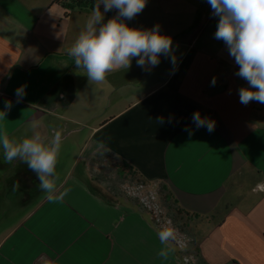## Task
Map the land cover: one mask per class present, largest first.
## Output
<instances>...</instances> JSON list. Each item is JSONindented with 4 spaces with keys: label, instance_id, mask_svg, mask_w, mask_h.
Listing matches in <instances>:
<instances>
[{
    "label": "crops",
    "instance_id": "1",
    "mask_svg": "<svg viewBox=\"0 0 264 264\" xmlns=\"http://www.w3.org/2000/svg\"><path fill=\"white\" fill-rule=\"evenodd\" d=\"M92 10L68 11L55 0H0V111L12 102L0 124L30 111V119L15 117L10 139L31 135L33 122L47 139L53 130L62 132V144L70 135L82 139L57 181V194L70 190L60 201L46 198L26 164L4 163L0 147V224L17 214L0 230V264H186L172 244L167 260L158 256L164 245L148 210L108 195L89 176L85 165L99 156L164 184L189 212V227L209 226L196 239L205 264H264V104L239 102V89L249 85L214 37L219 17L207 0H147L127 24L159 25L172 38L176 65L161 55L158 66L144 70L134 58L129 69L92 84L68 55ZM116 15L104 13V22ZM197 111L214 131L196 128Z\"/></svg>",
    "mask_w": 264,
    "mask_h": 264
},
{
    "label": "clouds",
    "instance_id": "2",
    "mask_svg": "<svg viewBox=\"0 0 264 264\" xmlns=\"http://www.w3.org/2000/svg\"><path fill=\"white\" fill-rule=\"evenodd\" d=\"M213 15L219 17L214 37L223 41L228 47L229 55L234 57L239 66L236 73L248 82L249 87L239 89V102L243 105L255 101L264 104V0H207ZM103 4V12L101 11ZM147 5V0H95L92 13L85 26L79 32L68 55L74 65L87 76L89 83L102 84L109 73L119 69H129L135 58L137 66L151 70L160 64L163 55L170 58L175 66L172 38L159 30V25L152 29L130 27L125 20H131ZM116 9L117 15L104 22V13ZM216 77L212 78L214 86ZM17 102L25 95V86L16 90ZM12 108L11 101H5L0 118L6 117ZM196 128L205 127L209 133L215 124L197 111L192 115ZM163 124V117L158 118ZM38 122L29 125L31 135L21 140L10 139L0 130V147L3 149L4 163L13 164L20 161L36 174L39 188L49 201H60L69 189L57 194L56 172L63 135L53 130L51 139L42 136ZM188 131V129H185ZM192 132L189 131V135ZM19 182L13 189H19ZM161 245L158 256L168 259L171 241L176 239V230L164 226L158 232Z\"/></svg>",
    "mask_w": 264,
    "mask_h": 264
},
{
    "label": "rangeland",
    "instance_id": "3",
    "mask_svg": "<svg viewBox=\"0 0 264 264\" xmlns=\"http://www.w3.org/2000/svg\"><path fill=\"white\" fill-rule=\"evenodd\" d=\"M30 114V111L25 113L23 111H18L16 114L17 116L15 113H12L14 119L10 120L13 122H10V126L0 124V130L7 133L19 122L20 118L15 119V117L24 116L25 119H30L32 118ZM5 118L8 117L6 116ZM65 139L66 143L62 144L56 166V172L59 176V180L63 172L72 167L73 161L81 147L79 140H82L81 137L78 138L77 136L74 137L72 135ZM85 166L86 172L89 173V176L96 178L100 185L105 188L108 195H116V197H121L125 200L129 199L137 202V204L141 205L143 208L145 207L141 203L139 196L144 199L147 198L151 203L153 202L154 204H157L161 212V216L169 218L172 226L175 227L188 241L190 240L193 242L195 239L201 241L202 237L207 232L209 226L206 227V224H202V226L200 225V229L197 230L194 228V225H191V227L188 226V217L184 218L182 215L175 216L173 210L169 207L170 202L165 203L161 201L158 191V183H147L137 174H135V176L128 174L126 176H122L117 174L114 167V160H112V158L107 157L100 161V156L99 158L95 157L92 162H88ZM15 213L16 212L11 213L3 220V223L0 224V230L12 223V221L17 217V214Z\"/></svg>",
    "mask_w": 264,
    "mask_h": 264
},
{
    "label": "trees",
    "instance_id": "4",
    "mask_svg": "<svg viewBox=\"0 0 264 264\" xmlns=\"http://www.w3.org/2000/svg\"><path fill=\"white\" fill-rule=\"evenodd\" d=\"M55 1L59 2L61 4V6L65 10H68V11H71V10L82 11V10L93 9L94 4H95V0H55ZM125 22L127 23V20H125ZM115 171L117 174H120L122 176H126L127 174L135 176V174H136V172L134 170H132L127 164H125L123 162L116 166ZM158 187H159L158 191H159L161 201L165 202V203L170 202L169 207L173 210L175 216L176 215H182L184 218L189 217V212H187L186 210H183L182 208H180L179 206H177L174 203V200L171 199V196L168 192V189L164 184L159 183ZM150 216L152 219L151 213H150ZM152 221H153V219H152ZM153 223H154V221H153ZM160 230L161 229H158V231H160ZM170 243L175 247L173 241H171ZM196 244H197V240L195 239L193 242H191L190 240L187 241V245L183 250H179L175 247L178 254L181 257V260H182L183 256L188 257L187 262H184V261H182V262H184L186 264H205L197 254Z\"/></svg>",
    "mask_w": 264,
    "mask_h": 264
},
{
    "label": "built area",
    "instance_id": "5",
    "mask_svg": "<svg viewBox=\"0 0 264 264\" xmlns=\"http://www.w3.org/2000/svg\"><path fill=\"white\" fill-rule=\"evenodd\" d=\"M141 203L144 205L146 210H148L152 214V219L154 221L155 226L158 229H161L164 226H172L170 219L161 216V212L158 208L157 204L151 203L147 198H143L139 196ZM173 227V226H172ZM175 228V227H174ZM176 230V239L173 241L174 245L177 249L183 250L187 245V239L175 228ZM182 261L187 262L188 257L183 256Z\"/></svg>",
    "mask_w": 264,
    "mask_h": 264
}]
</instances>
